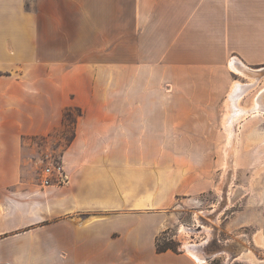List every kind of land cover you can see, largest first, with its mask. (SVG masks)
<instances>
[{"label":"crops","instance_id":"obj_1","mask_svg":"<svg viewBox=\"0 0 264 264\" xmlns=\"http://www.w3.org/2000/svg\"><path fill=\"white\" fill-rule=\"evenodd\" d=\"M224 102L264 116V0H0V264H197L156 250L159 210L201 191L172 152ZM69 107L68 181L43 185Z\"/></svg>","mask_w":264,"mask_h":264},{"label":"rangeland","instance_id":"obj_2","mask_svg":"<svg viewBox=\"0 0 264 264\" xmlns=\"http://www.w3.org/2000/svg\"><path fill=\"white\" fill-rule=\"evenodd\" d=\"M78 111L66 108L62 122L46 136L42 169L59 162ZM229 111L224 102L213 133L196 139L201 149L172 152L201 172V191L159 210L164 227L156 240L177 251L195 244L202 257L197 264H264V116L248 113L229 127Z\"/></svg>","mask_w":264,"mask_h":264},{"label":"bare ground","instance_id":"obj_3","mask_svg":"<svg viewBox=\"0 0 264 264\" xmlns=\"http://www.w3.org/2000/svg\"><path fill=\"white\" fill-rule=\"evenodd\" d=\"M235 69H237L239 72H242V70L240 68H235ZM240 86H241L240 82H237L236 85L231 87L230 94H233L234 96H236V98H239V96H240ZM260 107H261L260 104L255 103L254 106L252 107L251 111L260 109ZM238 108L239 109H238L237 112H235V117L234 118H233V115H231L230 113H229V115H227V119H226V123L225 124L229 125V127H230V125L232 124V122L234 120H236L237 118H239V116H241L242 114H245V112H246V110L244 108H241L240 106H238ZM231 133H232V130H231V128H229V134L231 135ZM185 246H186V252L193 258V260L195 259L197 261H201V259H200L201 256L198 254V249H197L195 244H193V245L187 244ZM199 247H200V245H199Z\"/></svg>","mask_w":264,"mask_h":264},{"label":"built area","instance_id":"obj_4","mask_svg":"<svg viewBox=\"0 0 264 264\" xmlns=\"http://www.w3.org/2000/svg\"><path fill=\"white\" fill-rule=\"evenodd\" d=\"M67 181L68 177L62 162L50 163L43 167L41 172V182L43 185L63 184Z\"/></svg>","mask_w":264,"mask_h":264},{"label":"trees","instance_id":"obj_5","mask_svg":"<svg viewBox=\"0 0 264 264\" xmlns=\"http://www.w3.org/2000/svg\"><path fill=\"white\" fill-rule=\"evenodd\" d=\"M156 250L158 252H163V251H166V250H172V251H177L175 250L174 248H172L170 245H160L158 243V239L156 240Z\"/></svg>","mask_w":264,"mask_h":264}]
</instances>
